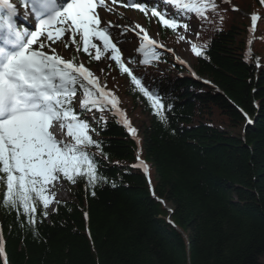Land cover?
<instances>
[{
    "label": "trees",
    "instance_id": "1",
    "mask_svg": "<svg viewBox=\"0 0 264 264\" xmlns=\"http://www.w3.org/2000/svg\"><path fill=\"white\" fill-rule=\"evenodd\" d=\"M229 1L238 10L216 0L215 13L196 18L207 35L196 43L205 55L192 53L194 78L167 52L148 53L146 66L167 73L146 74L166 121L117 65L106 68L137 144L108 110L106 126L100 112H87L107 157L89 149L104 180L95 195L83 179L65 181L69 199L37 219L39 236L0 207L8 264H264V5ZM239 10L262 14L251 55Z\"/></svg>",
    "mask_w": 264,
    "mask_h": 264
},
{
    "label": "snow or ice",
    "instance_id": "2",
    "mask_svg": "<svg viewBox=\"0 0 264 264\" xmlns=\"http://www.w3.org/2000/svg\"><path fill=\"white\" fill-rule=\"evenodd\" d=\"M259 2L264 5V0ZM112 3L137 9L146 16L150 13L162 27L173 32L180 28L190 30V25L182 22L184 17L194 15L207 20V14L215 13L218 7L216 0H155L151 4L148 0H112ZM18 7L24 8L23 14L18 13ZM98 8L112 11L105 0H18V4L0 0V187L3 189L0 207L14 211L17 220L24 217L34 236H39L35 228L37 219L48 217L50 205L61 203L56 199L58 183L76 184L83 179L95 195L96 185L104 180L99 162L89 151L94 147L106 159L103 144L92 138L90 133L95 129L89 123L90 118L82 114L95 109L106 126L103 112L108 110L120 117L118 122L130 135L135 137L137 132L118 107L120 101L115 93L101 86L98 77L83 63L76 64L75 57L64 59L53 45L62 42L68 48L70 41L77 52L82 50L91 59L115 61L120 72L126 73L150 102L154 114L166 121L161 97L146 88L122 59L119 41L111 34L113 28L121 26L111 21L103 23ZM18 15L23 24L17 22ZM258 19L252 14L250 32L255 30ZM220 20L223 21L222 16ZM135 28L143 34L137 51L145 58L140 63L149 64L148 53L158 59L155 49L163 45L152 40L141 25ZM178 39L183 41L186 37L179 35ZM189 43L196 57L205 55L206 45ZM78 92L82 93L79 97ZM77 100L79 110L75 107ZM248 123L252 120L248 119ZM137 160L135 167L147 174L148 165L139 156ZM87 216L85 213L86 219ZM5 244L0 228V258L3 264H8Z\"/></svg>",
    "mask_w": 264,
    "mask_h": 264
},
{
    "label": "rangeland",
    "instance_id": "3",
    "mask_svg": "<svg viewBox=\"0 0 264 264\" xmlns=\"http://www.w3.org/2000/svg\"><path fill=\"white\" fill-rule=\"evenodd\" d=\"M107 6L109 8L112 9L111 12L105 10L104 8H98L97 11L99 12V15L101 17V20L103 23H107L109 21L113 22V24H121V21H119V14L117 13V7L113 4V3H108L106 2ZM241 14V13H240ZM245 15V17H249L247 13H243ZM127 15L128 18H135L136 20H140L138 21L141 24V19H138L134 16V12H132L131 14H129L127 12V14H121V17L123 19H127ZM142 25V24H141ZM190 25V30L188 32H185L184 30L177 29L176 34H177V41H178V45L172 49L171 54L173 56V58H179L181 60H183L185 63H190L191 62V56L189 53V41H193L195 34L197 32V26L194 23L189 24ZM119 28H113L112 29V37L114 38V40H118V47L121 48L122 50V57L125 59L128 56H130V52L132 50L136 49V45L132 42V40L128 39V35L126 34V32H122V30ZM123 33V34H122ZM148 36L152 39H156V32L153 29L147 30ZM179 35H184L186 37L185 40L181 41L178 39ZM168 39V38H166ZM69 42V47L65 48L62 42H57L55 45H53L54 48H56L57 52L59 55H61L64 59L68 60V59H72L73 57H75V63H84L85 66L91 70L94 75L96 77H98L99 81H102V77H103V73L101 71V69H103L107 64H109L111 62L110 59H106V58H101V60L97 61L94 59L89 60V63H86L84 59L81 58V56L75 52L76 51V46L71 44L70 41ZM160 44L163 45V47L167 50L169 49V42H162L161 40H159ZM98 45L100 42H96ZM102 47V46H101ZM94 53V50H93ZM107 56V54H106ZM103 86H106V88H110L109 85L104 84V82H102ZM65 190V184L63 182L58 183L56 188H55V192H56V197L58 196H63V191Z\"/></svg>",
    "mask_w": 264,
    "mask_h": 264
}]
</instances>
